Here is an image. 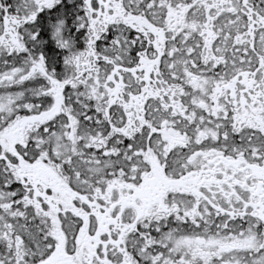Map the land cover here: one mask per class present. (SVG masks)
Returning a JSON list of instances; mask_svg holds the SVG:
<instances>
[{"label": "snow or ice", "instance_id": "6c2138e0", "mask_svg": "<svg viewBox=\"0 0 264 264\" xmlns=\"http://www.w3.org/2000/svg\"><path fill=\"white\" fill-rule=\"evenodd\" d=\"M0 264H264V0H0Z\"/></svg>", "mask_w": 264, "mask_h": 264}]
</instances>
